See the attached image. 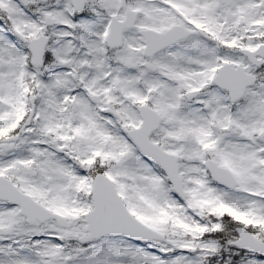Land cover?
Masks as SVG:
<instances>
[{
	"label": "snow or ice",
	"instance_id": "snow-or-ice-1",
	"mask_svg": "<svg viewBox=\"0 0 264 264\" xmlns=\"http://www.w3.org/2000/svg\"><path fill=\"white\" fill-rule=\"evenodd\" d=\"M0 264H264V0H0Z\"/></svg>",
	"mask_w": 264,
	"mask_h": 264
}]
</instances>
